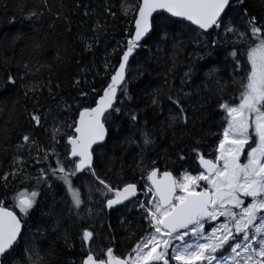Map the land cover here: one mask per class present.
<instances>
[{"label": "snow or ice", "instance_id": "obj_1", "mask_svg": "<svg viewBox=\"0 0 264 264\" xmlns=\"http://www.w3.org/2000/svg\"><path fill=\"white\" fill-rule=\"evenodd\" d=\"M0 16V264H264V0Z\"/></svg>", "mask_w": 264, "mask_h": 264}, {"label": "trees", "instance_id": "obj_2", "mask_svg": "<svg viewBox=\"0 0 264 264\" xmlns=\"http://www.w3.org/2000/svg\"><path fill=\"white\" fill-rule=\"evenodd\" d=\"M60 0H54V3H56L57 5L59 4ZM73 0H64V3L68 6H71ZM101 2V0H84V3L86 4H90L92 6H97L99 5ZM256 2L258 3L259 0H256ZM10 27V25L7 23L6 21V18L4 16H0V36H4V37H8L11 35L10 32L6 31L8 28ZM21 27H23V25L21 23H17L16 25V28L17 29H20ZM119 27H116L115 28V31L114 32H110L109 33V39H111V36L112 35H115L116 36V39H120V36H119ZM98 57L100 59L103 58V49L101 48V51L100 53L98 54ZM221 57H222V53H221ZM139 59H143V53L141 54V56L139 57ZM133 68H135V64H133ZM7 99V97L5 98ZM19 101H20V105L22 106L24 104V99L22 96L19 97ZM0 118H3V119H7V114L5 112L4 116L3 117H0ZM7 163L5 162V158L3 156H0V171L2 170H6L7 169ZM116 215L117 214H113L112 216V223L113 224H116L117 223V220H116ZM121 232H123V230H121ZM119 239L123 240V235H121L119 237ZM65 259H70L71 257H64Z\"/></svg>", "mask_w": 264, "mask_h": 264}]
</instances>
